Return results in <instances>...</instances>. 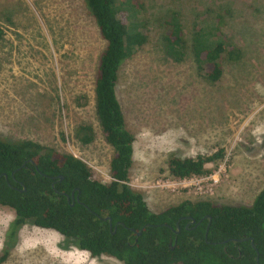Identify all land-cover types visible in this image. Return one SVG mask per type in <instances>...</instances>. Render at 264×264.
Listing matches in <instances>:
<instances>
[{
	"label": "rangeland",
	"instance_id": "1",
	"mask_svg": "<svg viewBox=\"0 0 264 264\" xmlns=\"http://www.w3.org/2000/svg\"><path fill=\"white\" fill-rule=\"evenodd\" d=\"M121 9L146 42L121 64L116 94L134 135L129 185L159 212L183 200L249 205L264 186V0H132ZM136 11V12H135ZM178 13L184 49L167 54L164 36ZM142 22V23H141ZM0 137L32 139L83 160L94 179L108 183L112 147L94 108V79L104 46L83 0H0ZM203 29L240 47L223 62L214 83L191 51ZM216 29L218 32L216 33ZM207 70V68H205ZM89 124L93 140L75 136ZM224 156L197 179L201 189L172 184L166 159ZM195 181H190L193 185ZM13 209L0 206V255ZM66 245L52 229L23 225L0 264H122Z\"/></svg>",
	"mask_w": 264,
	"mask_h": 264
},
{
	"label": "trees",
	"instance_id": "2",
	"mask_svg": "<svg viewBox=\"0 0 264 264\" xmlns=\"http://www.w3.org/2000/svg\"><path fill=\"white\" fill-rule=\"evenodd\" d=\"M131 1L83 0L104 41L95 71L94 108L104 138L113 149L111 180L94 179L88 165L70 153L32 139L0 137V206L14 212L0 263L14 245L19 229L33 224L61 234L66 242L63 248L73 245L93 258L109 256L122 264H256V250L259 264H264V186L249 205L183 200L154 212L142 193L129 185L134 135L126 127L116 84L121 64L147 40L139 30L140 23L129 25L119 17L121 9L134 8ZM168 24L165 50L180 60L184 40L178 13H172ZM214 34L196 28L191 44L198 69L205 71V79L212 83L220 79L222 63L236 61L242 53L239 46L224 41L220 34L213 38ZM3 35L0 26V39ZM75 136L84 144L90 143L94 136L91 125H78ZM223 156L221 148L208 156L171 154L166 159L167 170L175 178L202 175L209 172L207 163H216ZM59 175L63 178L54 187L67 194L75 188L80 202L71 205L65 195L54 191L51 183ZM185 216L195 220L193 228H185L186 220L181 219ZM248 237L253 238L256 250L249 239L234 241Z\"/></svg>",
	"mask_w": 264,
	"mask_h": 264
},
{
	"label": "flooded vegetation",
	"instance_id": "3",
	"mask_svg": "<svg viewBox=\"0 0 264 264\" xmlns=\"http://www.w3.org/2000/svg\"><path fill=\"white\" fill-rule=\"evenodd\" d=\"M59 176H60V175H59ZM59 176H57V178H56L55 180H53L52 183H51V186L53 187L54 191H55L56 193H58V194L65 195L66 200H67V201H71V205H73L75 202H80V200H79V191H78V190H75V188L72 189V190L70 191L69 194H67V193H64L63 191H59V190H57V189L54 187V184H55L57 181H61V180H62V179H59ZM66 196H68V199H67ZM77 196H78V200H77ZM186 217H191V216H185V218H181V219L186 220L185 228H188L190 225L192 226L191 228H193V227L195 226V225H194L195 220H194V222H192V220H191L190 218H186ZM181 219H180V220H181ZM192 219H193V218H192Z\"/></svg>",
	"mask_w": 264,
	"mask_h": 264
},
{
	"label": "water",
	"instance_id": "4",
	"mask_svg": "<svg viewBox=\"0 0 264 264\" xmlns=\"http://www.w3.org/2000/svg\"><path fill=\"white\" fill-rule=\"evenodd\" d=\"M13 174H14V172L11 173L12 176H13ZM4 177L6 178L7 176L4 175ZM62 178H63V176L60 175L59 176V179H62ZM24 190H25V188L23 187L21 189V191H24ZM66 197L68 199V196H66ZM77 200H78V196H77ZM183 218H185V217H183ZM186 218H190L192 220V222H194V219H192V217H186ZM108 221H109V227L111 228V219H110V217H108ZM209 224H210V218H209V221H208L207 226H206L205 236H206V233L208 231ZM176 226H177V230L175 232L178 233L180 231L179 225L177 224ZM115 229H116V225L114 226V231H115ZM136 234L139 236L141 234V230H139ZM246 239H249L250 240V243H251L252 247L256 250V246L254 245V240L251 237L234 239V241L241 242V241H244ZM258 258H259V255H258V251L256 250V264H259Z\"/></svg>",
	"mask_w": 264,
	"mask_h": 264
},
{
	"label": "built area",
	"instance_id": "5",
	"mask_svg": "<svg viewBox=\"0 0 264 264\" xmlns=\"http://www.w3.org/2000/svg\"><path fill=\"white\" fill-rule=\"evenodd\" d=\"M200 176L199 175H192L189 177H184V178H174L173 183L172 184H176V183H183L184 187H191L194 188V186H196L199 190L201 189L200 185H199V181L197 180ZM190 181H195L193 185H190Z\"/></svg>",
	"mask_w": 264,
	"mask_h": 264
}]
</instances>
